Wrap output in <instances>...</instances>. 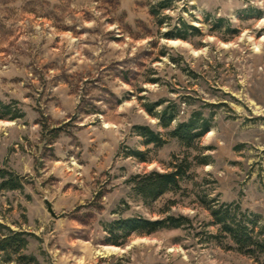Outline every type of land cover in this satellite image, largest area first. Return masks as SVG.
Wrapping results in <instances>:
<instances>
[{"label":"rangeland","instance_id":"rangeland-1","mask_svg":"<svg viewBox=\"0 0 264 264\" xmlns=\"http://www.w3.org/2000/svg\"><path fill=\"white\" fill-rule=\"evenodd\" d=\"M0 102L19 117L0 120V170L22 186L0 190V241L25 242L0 264H255L211 211L264 230V0H0ZM197 115L193 147L168 136ZM174 165L178 190L136 193ZM167 217L187 222L112 244L119 220Z\"/></svg>","mask_w":264,"mask_h":264},{"label":"trees","instance_id":"trees-1","mask_svg":"<svg viewBox=\"0 0 264 264\" xmlns=\"http://www.w3.org/2000/svg\"><path fill=\"white\" fill-rule=\"evenodd\" d=\"M192 29V28H191ZM173 38V37H170ZM179 38V37H177ZM9 106H4L0 102V120L18 119ZM151 114L152 109L148 110ZM160 126L163 129L170 128L174 121V116L168 111H164L160 116H157ZM208 122L201 120L199 115L192 118L186 123L178 124L175 129L168 133L170 138L177 139L182 146L187 148L193 147V144L200 140L208 132ZM136 134L144 139V144L161 147L164 144L161 136L158 133L151 131L148 127L135 128ZM132 156L139 159L141 162H146L143 159L142 153L133 152ZM188 166H175L173 171L166 174L151 173L143 178H137L135 181V191L143 199L154 200L167 192L176 191L179 189V182L185 175ZM0 179L2 183L0 190L17 191L21 190L20 181L11 173L0 170ZM211 216L215 224L219 226L221 233L226 235L232 243L235 244L239 253L252 258L255 264H264V230L256 234L253 227L256 222L252 221L246 215L230 214L228 210L218 209L211 211ZM186 219L183 217L173 218L167 217L159 221H149L144 219H126L119 220L113 223L108 232L114 235V246H119L118 238L128 239L132 234L151 235L160 230L178 229L185 225ZM114 232H119L121 237H118ZM25 242L20 234L10 233L0 241V251L7 254H18L24 248Z\"/></svg>","mask_w":264,"mask_h":264}]
</instances>
